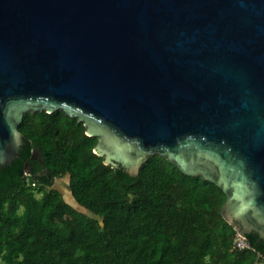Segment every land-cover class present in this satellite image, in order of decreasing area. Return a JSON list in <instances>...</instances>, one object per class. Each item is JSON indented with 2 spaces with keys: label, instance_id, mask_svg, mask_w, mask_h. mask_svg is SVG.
<instances>
[{
  "label": "water",
  "instance_id": "obj_1",
  "mask_svg": "<svg viewBox=\"0 0 264 264\" xmlns=\"http://www.w3.org/2000/svg\"><path fill=\"white\" fill-rule=\"evenodd\" d=\"M57 111L105 165L214 184L264 244V0H0V167L24 114Z\"/></svg>",
  "mask_w": 264,
  "mask_h": 264
},
{
  "label": "trees",
  "instance_id": "obj_2",
  "mask_svg": "<svg viewBox=\"0 0 264 264\" xmlns=\"http://www.w3.org/2000/svg\"><path fill=\"white\" fill-rule=\"evenodd\" d=\"M24 145L0 167L3 264H264V244L233 249L236 231L222 216L225 194L161 156L130 176L94 153L97 139L62 111L28 112ZM33 150L42 164L31 160ZM36 180L27 185L24 172ZM46 169V176L40 171ZM66 179L76 206L52 188Z\"/></svg>",
  "mask_w": 264,
  "mask_h": 264
},
{
  "label": "rangeland",
  "instance_id": "obj_3",
  "mask_svg": "<svg viewBox=\"0 0 264 264\" xmlns=\"http://www.w3.org/2000/svg\"><path fill=\"white\" fill-rule=\"evenodd\" d=\"M53 189L59 191L61 193V195L64 197V199L71 204L72 206H74L76 208V210L83 212V213H87L85 212V210H83L82 208H80L79 206L75 205V202L70 194L69 188H68V183L66 179H61V180H57V182L55 183V185L53 186ZM0 264H3L2 262H0Z\"/></svg>",
  "mask_w": 264,
  "mask_h": 264
},
{
  "label": "built area",
  "instance_id": "obj_4",
  "mask_svg": "<svg viewBox=\"0 0 264 264\" xmlns=\"http://www.w3.org/2000/svg\"><path fill=\"white\" fill-rule=\"evenodd\" d=\"M24 180L26 181L27 185L35 188L36 187V180L32 177V174L30 171L26 170L23 174ZM233 249H243V248H249L245 238L240 237L238 234L236 235V238L233 243Z\"/></svg>",
  "mask_w": 264,
  "mask_h": 264
},
{
  "label": "flooded vegetation",
  "instance_id": "obj_5",
  "mask_svg": "<svg viewBox=\"0 0 264 264\" xmlns=\"http://www.w3.org/2000/svg\"><path fill=\"white\" fill-rule=\"evenodd\" d=\"M21 147H22V146H21ZM31 160L34 162V163H32V166H33V167H35V164H36V163H40V164L43 163L42 160H41V158H40V156H38V157L35 158V159H34V158H31ZM47 174H48V172H47L46 169H43V170L40 171V175H42V176H46ZM57 180H58V179H56V180L53 182V186L55 185V183L57 182ZM53 186H52V188H53ZM259 241H261V240L258 239V242H259ZM261 242H262V241H261ZM262 243H263V242H262Z\"/></svg>",
  "mask_w": 264,
  "mask_h": 264
}]
</instances>
